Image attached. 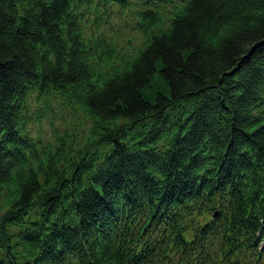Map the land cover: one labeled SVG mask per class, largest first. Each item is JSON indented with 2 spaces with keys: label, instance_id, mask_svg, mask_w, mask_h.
Wrapping results in <instances>:
<instances>
[{
  "label": "trees",
  "instance_id": "obj_1",
  "mask_svg": "<svg viewBox=\"0 0 264 264\" xmlns=\"http://www.w3.org/2000/svg\"><path fill=\"white\" fill-rule=\"evenodd\" d=\"M0 212V264H264V0H0Z\"/></svg>",
  "mask_w": 264,
  "mask_h": 264
},
{
  "label": "rangeland",
  "instance_id": "obj_2",
  "mask_svg": "<svg viewBox=\"0 0 264 264\" xmlns=\"http://www.w3.org/2000/svg\"><path fill=\"white\" fill-rule=\"evenodd\" d=\"M123 15L122 12L115 11V14L112 16V20L115 24V29H109L107 30L110 34L111 38L118 43V45L125 46L123 43H121L123 40H125L128 36H130V33H127L125 27V21L123 18H121ZM104 30L103 27H101L97 33H101ZM88 31H90V27H88ZM134 40L137 42L135 45L136 49L142 44V41L140 40V37L138 35L132 36ZM130 53L133 55L134 48L130 51ZM155 84L153 86L154 92H144V96L146 100L150 103H153L155 98L157 97L158 93L167 95V89L164 87V85H160L161 80L159 79V74H156ZM156 86L160 87L159 89L156 88ZM53 104V108L51 110V113L44 114L42 116V120L38 119V113H36L38 106L34 105V115L37 121L32 125L31 127V136L35 138H39L44 141L51 140L54 142L56 136L58 134L63 135L65 134V131H69L71 133H77L78 137L82 138L85 136V134L88 132L90 128V121L86 119L81 114H75L71 111H68L64 109L61 106V103L51 101ZM2 213L0 212V217Z\"/></svg>",
  "mask_w": 264,
  "mask_h": 264
}]
</instances>
